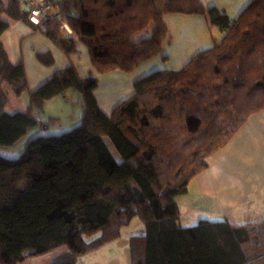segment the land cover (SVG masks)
Wrapping results in <instances>:
<instances>
[{
  "label": "trees",
  "instance_id": "16d2710c",
  "mask_svg": "<svg viewBox=\"0 0 264 264\" xmlns=\"http://www.w3.org/2000/svg\"><path fill=\"white\" fill-rule=\"evenodd\" d=\"M53 7L44 35L66 55L83 46L101 74H128L157 56L167 15L205 16L223 36L180 69L134 80L109 115L93 95L98 80L80 78L72 65L29 92L22 63H10L0 41V149L31 129L47 130L56 118L35 113L56 97L71 92L83 113L68 131L28 141L17 158L0 155V264L62 246L50 264H78L135 217L143 231L128 239L130 264H264L263 223L200 220L182 228L176 202L207 158L264 109V0H250L233 20L200 0H53ZM2 14L29 23L12 0H0ZM59 19L76 41L62 37ZM7 28L0 18V36ZM37 58L52 63L48 54ZM23 94L26 109L6 112L9 97Z\"/></svg>",
  "mask_w": 264,
  "mask_h": 264
},
{
  "label": "crops",
  "instance_id": "0c3cea01",
  "mask_svg": "<svg viewBox=\"0 0 264 264\" xmlns=\"http://www.w3.org/2000/svg\"><path fill=\"white\" fill-rule=\"evenodd\" d=\"M246 2H240V8L243 9ZM0 18L8 23L0 41L10 63H22L29 92L49 79L54 71L72 65L80 78L91 76L98 80L93 95L100 110L109 115L118 103L133 93V81L142 76L135 77L132 76L133 72L126 74L119 70L101 74L91 65L87 50L77 42V52L66 55L44 35V26L34 30L29 23L13 21L5 14ZM189 19H192L193 24H202L201 17ZM68 31H62V37L76 41L69 28ZM222 36L219 31V38ZM184 44L179 53L163 57L167 63L155 64L152 70L179 69L194 54L211 46L210 40L190 46ZM38 54H48L52 59L51 65L40 62ZM170 60L174 61L173 65ZM69 98L71 101H68ZM74 98L71 92L65 98L56 97L46 102L42 111L35 115L38 114L41 119L50 117L68 120L73 111L78 109L75 122L68 124L72 127L80 122L83 114L79 105L72 106ZM54 107L60 108L59 113H55L57 109ZM207 165L206 169L189 181L186 193L176 199L179 226L191 227L200 220L227 221L237 226L264 224V109L250 114L228 143L207 158ZM90 254L81 257L78 264Z\"/></svg>",
  "mask_w": 264,
  "mask_h": 264
},
{
  "label": "rangeland",
  "instance_id": "374dc122",
  "mask_svg": "<svg viewBox=\"0 0 264 264\" xmlns=\"http://www.w3.org/2000/svg\"><path fill=\"white\" fill-rule=\"evenodd\" d=\"M244 0H200L204 8H209L211 6H215L219 10H223L225 14L230 18V20L235 19L239 13L245 8V6L250 2V0H246V5L244 8H240L239 4ZM249 1V2H248ZM242 9V10H241ZM191 17H201L202 24H198L197 22L193 24ZM163 22L167 29V36L168 38L162 43L160 53L151 58L150 60L140 64L136 69L133 71L132 76H139L141 77L157 71L152 70V67H155V64H165L168 61L166 58H163L167 55L170 57L173 54L179 53L182 48L183 44L190 46L193 44H198L199 42L205 43V41L211 42V46L213 42H219L221 38H219V31L216 30L214 27H211L208 19L205 16L201 15H182V14H171L164 17ZM152 31V27L149 28L148 33L150 34ZM145 35V33H144ZM141 35V36H144ZM158 58V59H156ZM170 63L173 65L174 61L170 60ZM150 67L151 70H148ZM180 69V68H179ZM174 70V69H173ZM177 70V69H176ZM149 71V72H148ZM145 73V74H144ZM129 74V73H128ZM74 101V100H73ZM28 104V97L26 94H23L20 98H16L14 96L9 97V103L5 108V111L8 113H13L15 111H23L26 109ZM57 109L55 113H59V107H54ZM59 115V114H57ZM78 116V109L73 111L71 118L68 120L59 118L52 122H47V130H43L44 127L41 129H31L26 136H24L17 144L12 147L0 149V155L8 158L13 159L17 158L20 153L23 151L25 145L31 139L37 136H55L61 133H64L71 129L74 126L69 127V122H75ZM37 120H43L46 122V118L41 119L38 114L35 115ZM113 155L117 157L116 153L110 148ZM143 226L137 217L133 218L128 225L121 227L120 230V238L111 244H107L106 246L96 250L95 252L91 253L86 258H83L79 264H130L129 259V249H128V239L132 235H140L142 233ZM65 250V247L62 246L57 250L50 251L48 253L36 256V257H29L21 264H50L51 260L61 254Z\"/></svg>",
  "mask_w": 264,
  "mask_h": 264
},
{
  "label": "built area",
  "instance_id": "2783aa9c",
  "mask_svg": "<svg viewBox=\"0 0 264 264\" xmlns=\"http://www.w3.org/2000/svg\"><path fill=\"white\" fill-rule=\"evenodd\" d=\"M18 8L26 14V19L30 25L42 28L44 22L50 20L55 14L53 0H12ZM60 32L68 31V26L64 19L57 21Z\"/></svg>",
  "mask_w": 264,
  "mask_h": 264
}]
</instances>
